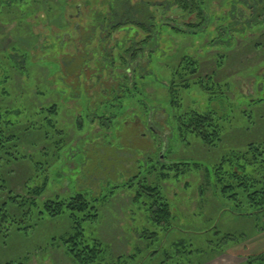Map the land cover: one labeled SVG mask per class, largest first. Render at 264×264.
Segmentation results:
<instances>
[{"label":"rangeland","instance_id":"obj_1","mask_svg":"<svg viewBox=\"0 0 264 264\" xmlns=\"http://www.w3.org/2000/svg\"><path fill=\"white\" fill-rule=\"evenodd\" d=\"M99 1L94 3L92 10L90 7L78 10L82 0L71 1L74 7L67 8L65 14L74 25L65 31L52 30L57 37H62V52H75L73 43L89 36L98 11L111 13ZM122 1L113 2L118 15L122 13L117 4ZM128 1L133 4L146 1L151 5L165 2L164 11L154 10L157 17L173 24L199 25L203 22L197 17V11L183 12L175 7L173 0ZM193 2L199 3L204 15L199 31L185 34L174 30L172 33L162 32L158 46L159 52L192 55L199 61V70L193 75H184L181 70L176 72L179 61L176 54L152 62L154 73L146 77V95L142 97L152 113L146 124L137 118H124L119 110L124 111L126 105L110 107L111 118L102 122L99 116L103 109L98 108L99 96L95 97L93 88L88 90L91 102H84L80 107L73 100L56 95L57 103L63 105L62 111L59 109L57 114H53L44 108L39 114L40 122L45 124L43 116H49L55 122L54 126H49L53 134L49 152L37 153L32 149L34 155H26L27 161L19 165H4L3 162L0 165L1 176L8 180L5 183L0 179V184L5 183L7 191L13 194L25 193L27 178L32 175L31 164L37 163L40 166L37 171L39 177L34 179L37 182L32 186H37L46 177V189L39 199H50L56 195L66 198L77 192L91 200L95 198L98 217L89 223L83 222L84 232L88 237H97L107 244L113 260L137 253L138 249L141 253L135 261L142 259L140 264H241L248 257L264 252V211L249 213L255 207L244 197L240 195L233 200L227 197V193H222L216 183L213 185L212 168L225 152L264 141V0ZM134 15L127 17L133 19ZM45 16L44 11L36 19L31 16L34 34L25 25H20L17 19L6 20L7 14L0 12V50L11 44L27 48L39 43V38L47 37ZM124 28L112 32L107 44L109 49L112 42L127 43V31L136 40L144 36V32L135 26ZM118 54L119 51L114 49L113 55L118 57ZM91 57L89 65L97 68L98 61ZM115 62L114 68L108 64L113 70H105L106 74L113 76L118 72L120 62ZM33 70L36 80L43 82L41 70L32 67V74ZM174 71V90H170L168 82ZM205 75H211V79L202 77ZM131 77L128 74L121 82L129 83ZM199 77L205 78L202 80L208 88L204 89L206 86L200 84L182 88L181 81L185 78L192 82L198 81ZM25 80L26 75L15 72L10 81V92L16 95L27 91ZM55 86L65 91L63 84ZM173 91L174 96L180 98L183 110H213L220 118L223 134L218 149L204 147L191 134L177 136L172 131V136L170 127L175 128V125L171 123L170 126L163 110L170 106ZM214 95L220 97L210 100ZM38 97V102H41ZM50 101L51 98L44 104ZM14 105L11 107L14 106L15 111L22 107ZM77 109L83 119L81 129H77L74 117H71L77 114ZM31 111L32 107L28 112H13L11 117L24 121L27 116L34 115ZM172 111L170 108L169 112ZM158 115H164L163 122L152 120L156 116L159 118ZM55 127L69 129V138L63 143H56L59 135L55 133ZM157 160L160 162L156 163ZM147 162L154 168L148 176L151 168L147 169ZM168 162H197L201 165L200 169L183 168L181 175L173 178L171 170L161 167ZM161 172L168 176L160 179ZM149 185L156 186L162 196L157 203L165 199L169 205L172 216L166 228L151 218L149 208L159 197L149 195L150 191L146 189ZM7 191L0 193V206ZM37 205L29 209L27 215L22 214L27 205H22L14 213V209L9 210L12 217L5 220L0 216V264H73L60 243V237L72 230L68 213L49 217L48 214H40L42 204ZM143 230L156 234L147 233L146 236L151 237H143L140 235ZM150 250L157 252L144 257Z\"/></svg>","mask_w":264,"mask_h":264},{"label":"trees","instance_id":"obj_2","mask_svg":"<svg viewBox=\"0 0 264 264\" xmlns=\"http://www.w3.org/2000/svg\"><path fill=\"white\" fill-rule=\"evenodd\" d=\"M71 1L73 0H0V12L7 14L8 18L6 20L17 19L18 23L22 26L25 25L30 33L31 31L34 33V25L30 21L31 16L36 19L44 11L46 14V26L49 32L48 36L44 39H38L40 44L37 43L35 45L34 43L27 48L11 44L8 48L0 50V165L2 162L4 165L12 163L19 165L27 161L25 159L26 155H34V150L37 153L49 152L50 139L53 137L49 126H54L55 122L49 116H43L42 120H45L44 124L43 121L40 122L41 116L39 114L41 109L43 110L44 108L53 114H57V111L62 109L63 105L57 103L56 95L65 97L64 99L70 101L73 100L76 103L75 105L80 107L84 102L87 104L90 101L91 97L88 95V90L89 88H93L95 97L99 96L97 101L100 106L98 108L103 109L102 114L99 116L102 122L111 118L112 113L108 112L110 107L116 108L126 105L127 108L124 111L119 110L121 115L125 116L124 118L129 117L132 120L137 118L146 124L151 119L150 115L152 113L149 112L147 104L142 97L146 95V77L149 73H154L152 62L162 60L164 56L170 57L176 54L179 57L178 66L175 69L176 72L179 73L181 70L184 75H193L199 70V61L192 55L185 52H182L181 55L178 54L180 52H173L171 54L159 52L160 47L158 46L162 32L172 33L174 30L185 34L197 33L199 31L202 23H204V15L201 13L199 3H194L193 0H173L175 7H178L183 12L197 11V17H200L203 21L199 25L188 23L180 25L179 23L173 24L170 20L165 21L162 17H157L154 8L164 11L166 7L165 2L151 5L146 1H139L133 4L128 0H124L117 4V6L120 5L119 9H121L122 13L118 15L119 12L115 9L116 6L113 3L116 0H101L99 1L100 4L107 6L111 10V13L101 10L96 11L97 16L92 22V30L89 36L75 40L73 43L75 52H62L60 46L62 45V37H57L56 34H53L52 30L55 28L56 30L63 29L65 31L68 30L67 28L71 24V28L74 25V22H71L70 18L66 19L65 14L67 8L74 7ZM96 2L98 0H82L78 10L87 7H90L89 9L92 10V6ZM132 14H135L134 18L129 19L128 17H131ZM75 18L74 16L73 20ZM49 21H53L51 25L50 23L48 24ZM134 26L144 32V36L141 39L139 37L137 40L133 37L131 38L130 32L127 31L128 33L125 35L127 43L121 45V43L112 42L113 47L110 46L111 48H108L107 44L113 31L119 28H131ZM95 37L98 39L97 42L95 41ZM207 44L209 45L210 43L208 42ZM55 49L58 52L56 51L55 53ZM114 49L119 51L118 57L113 55ZM11 51L13 52L11 53ZM51 51L53 53H50ZM91 56L98 61L97 68L89 65V61H92ZM144 58L145 60H142ZM115 60L120 62V66L117 68L118 72H114L113 76L106 74L105 70H113L109 65L113 68L117 65ZM32 67H38L41 70L43 82L40 79L36 80L34 70L33 74L31 73ZM175 71L172 79L168 82L169 87H171L170 90H174ZM15 72L27 76V81L25 80L24 82L27 91L16 95L10 92V81H12V76ZM128 74L132 76L129 78V83H125L123 80L121 82V79L126 78ZM123 75L126 77H123ZM202 77L211 79V75ZM202 77H199L198 81L192 82H189L185 78L181 81L182 88L187 89L194 84H200L202 87L206 86L204 89L208 88L204 84V80H202L205 78ZM55 84H63L65 91H69L68 94H65V91L56 87ZM101 87H105V89ZM175 91L172 92L170 106L163 110L170 126L172 124L175 125V128L170 127L172 136L174 135L172 131H175L177 136L191 134L193 138L199 139L198 141L204 147L213 148L214 150L218 149L223 134L220 118L215 116L213 110H183L180 98L174 96ZM38 96H40L41 102H38ZM217 97L220 96L215 97L214 95V97L209 99L212 100ZM50 98L52 101L47 105L44 104V101ZM14 104L18 106L22 105V107L20 109L17 108L15 111ZM12 105L14 106L11 107ZM38 105H40V108L37 107ZM30 107H32L31 112L34 113L32 117L30 116L29 118L27 116L24 121L11 117V113H17L18 111L20 113L22 111L28 112ZM174 107H177V110H174ZM170 108L173 110L172 112H169ZM158 116L159 118L156 116L157 120L154 117L152 120H155V122L161 120L160 122H163L165 119L164 115ZM71 117H74L77 129H81L83 119H81L80 110L77 109V114L75 115L74 113ZM61 127H55L54 129L55 133L59 135L56 143H63L64 140L69 138V134L67 133L69 129ZM17 146H20V148H17ZM23 146L27 148L24 147L22 149ZM148 162L146 167L147 169L150 167L151 170L147 172V176L153 173L154 169ZM159 162L157 160L156 163ZM200 165L197 162H168L167 164H161V167L171 170V176L174 178L181 175V169L186 167L188 169H192V167L193 169H200ZM31 166L32 175L27 178L24 194H13L11 191H7L8 187L5 183H8V180L6 176L3 179L0 174V179L5 181L4 184H0V193L7 191L5 199L1 201V219L6 220L8 217H12L9 211L11 208L14 209V213L22 205H27L28 209L26 208L22 212V214L27 215L28 210L34 205L42 204L39 210L40 214H48L49 217H55L68 213L67 216L71 220L72 230L60 237V243L63 245L66 254L73 264L141 263L142 259L138 262L135 261L138 254L141 253L138 249H136L137 253L120 256L116 260H113L109 256L110 250L107 244L100 241L97 237H88L85 234L83 222L89 223L98 217V209L94 205L95 198L91 200L84 194L77 192L66 198H60L56 195L50 199H39L46 189V177H44L42 182L40 181V184L33 187L32 184L37 182L34 179L39 177L37 171L40 170V166L37 163L31 164ZM212 168L214 169L215 177L213 185L216 183V187H220L222 193H227V197L233 200L239 198L240 195L244 197L252 207H255L249 213L264 211V141L257 144H247V146L240 150L231 149L225 152L212 165ZM167 176L166 172H161L160 179ZM118 186L116 185L115 187L118 188ZM146 189L151 192H149V195H157L159 197L153 200L154 204L149 208L151 218L157 224L163 225L166 228L168 220L172 216L169 205L165 199L161 203H157L162 196L159 194L156 186L149 185ZM38 207L37 205V209ZM141 233L140 235L143 237L147 233L150 235L156 234L147 230H143ZM155 252L157 251L150 250L145 253L144 257L147 254L150 257ZM241 264H264V252L253 258L251 256L248 257Z\"/></svg>","mask_w":264,"mask_h":264}]
</instances>
